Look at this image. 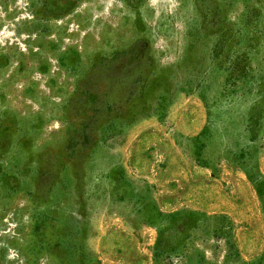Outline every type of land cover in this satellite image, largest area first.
<instances>
[{"label": "rangeland", "instance_id": "1", "mask_svg": "<svg viewBox=\"0 0 264 264\" xmlns=\"http://www.w3.org/2000/svg\"><path fill=\"white\" fill-rule=\"evenodd\" d=\"M0 264H264V0H0Z\"/></svg>", "mask_w": 264, "mask_h": 264}]
</instances>
